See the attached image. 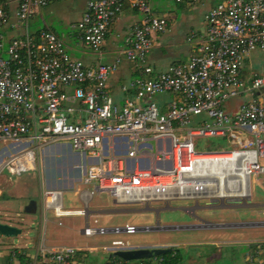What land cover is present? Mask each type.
<instances>
[{"label":"built area","instance_id":"2783aa9c","mask_svg":"<svg viewBox=\"0 0 264 264\" xmlns=\"http://www.w3.org/2000/svg\"><path fill=\"white\" fill-rule=\"evenodd\" d=\"M54 1L0 0V175L35 172L47 146L67 144L89 160L83 184H94L96 193L118 204L224 199L252 206V180L264 177V66L257 71L251 60L253 53H264V0H172L209 1L211 7L204 33L190 31L186 39L188 58L157 74L147 60L154 36L166 32L169 20L155 16L149 0H88L74 28L92 55L102 56L126 5L141 17L114 60L95 66L72 58L53 32H28L29 20ZM123 63L138 76L121 86L122 101L116 103L108 82ZM164 94L173 98L160 108L154 99ZM209 138L224 139L229 149L197 152V140ZM41 200L44 212L57 219L86 217L85 210H65L56 192L43 190ZM151 230L86 222L81 233L91 238ZM122 249L126 245L113 241L103 251ZM78 253L40 247L39 259L30 264H78Z\"/></svg>","mask_w":264,"mask_h":264},{"label":"crops","instance_id":"0c3cea01","mask_svg":"<svg viewBox=\"0 0 264 264\" xmlns=\"http://www.w3.org/2000/svg\"><path fill=\"white\" fill-rule=\"evenodd\" d=\"M12 1V0H11ZM67 0H55L52 4H50L46 8L39 9L35 15L29 20L28 23V32L31 34H36L42 29L49 30L53 32L56 36H58L63 42V36H59L55 32V30L50 25L52 20L48 22L44 20V22L35 21V17L39 18L45 10H48L50 7L60 8L61 11L67 6ZM78 2V1H77ZM88 0H84L82 2V6L80 8L79 14L80 19L86 10V4ZM151 12L157 17H163L169 20L168 29L165 33L156 35L153 38L154 46L151 50L150 56L147 60L148 66L153 69L154 74L165 72L169 66L184 62L190 52L191 48L186 42V39L190 33V31H196L198 34L202 35L205 29L204 26V17L211 7V2L202 1L196 4H184L176 6L172 0H149ZM13 4L11 5V10L13 11ZM178 9H182V13H178ZM53 10L50 13H53ZM201 14L198 18L195 16L193 12L199 11ZM64 12V11H63ZM175 12V13H174ZM67 19L68 15H67ZM141 20V17L134 11H132L127 5L124 7L122 14L112 23L110 33L106 37L105 46L102 51V56L92 55L85 52L84 48L79 44L80 38L79 34L76 30L73 29V26L78 22L68 23L70 30H66L65 38L67 42L71 43L67 45L68 54L79 61H81L86 66H95L98 64H107L114 60L118 51L120 50L117 42V37L126 35L128 29L132 24ZM73 24V25H72ZM72 28V29H71ZM22 33V31H18L15 34ZM71 46V47H70ZM80 49V50H79ZM73 50L76 54L80 55L79 58L75 57L69 51ZM85 56V57H84ZM138 76V72L134 70L133 66L128 63H123V65L119 68V70L110 77L108 82V90L113 100L116 103H121L122 101V93L120 88L122 85L128 83L132 79ZM170 96V95H169ZM172 96L168 97L166 100L160 101V108H165V103L171 101ZM236 101L233 102L235 104ZM40 159L42 164H44L42 176L39 180V187L41 186L42 190L56 192L59 195V198L62 203V207L65 210L69 211H84L86 213L85 216H70L81 218L84 222H88L92 227H98V224L101 222V215L106 216L109 213H119V212H127L132 210H124L122 207L126 205H121L116 203L113 198V210H103L102 202L98 200H94V196L102 193L95 192V185H85L82 182L84 177L85 167L89 163L88 158L82 156L74 152L69 145L67 144H56L47 146L42 154L40 155ZM51 166V168H50ZM21 177V176H20ZM18 177V178H20ZM17 178V177H16ZM18 187L12 190L13 193L12 198L14 200H24L26 207L23 212L27 209V206L31 201L36 203V212L39 209L41 194L39 195V200L37 203L35 194H28V186L29 182H21L19 181ZM35 184V183H34ZM14 188V186H12ZM18 188L20 191L18 192ZM251 190V188H250ZM264 190V187H263ZM64 193H69L73 198L69 200L71 202L70 205L65 207L63 201ZM251 193V199L252 192ZM104 194V193H103ZM0 193V198H1ZM109 196V195H108ZM5 196L2 197L4 199ZM250 199V201H251ZM73 201V202H72ZM217 201V202H216ZM76 202L77 204H75ZM75 204V207L73 206ZM187 203L186 205L182 204H174L176 206L170 207L163 205L159 207H150V205L140 206L134 212H154L156 223L152 227L153 230H189L193 229L194 236L198 240L193 242H181V243H172L169 239L165 240V242H157V244L147 245L150 248H169L170 250H179L180 257L177 260L178 264L186 259H189L187 256V249L191 246H209L212 247L216 252H213L210 259L221 262V264H264V239L263 240H238L236 237L238 234L249 235L252 237L264 236V201H258L255 204L251 201L253 206L257 207H231L226 200L217 199L213 204H208V202L200 201L199 204L194 205L193 202H180ZM191 203V206H187ZM204 203V204H201ZM128 206V205H127ZM247 206V205H245ZM188 207L194 208L196 213L190 214L187 209ZM252 209L251 211H249ZM178 211L182 214H187L193 218V220L197 223L192 226H162L160 223V214ZM51 213L53 218L58 222L62 219H57L54 216L53 211H48ZM45 213V212H44ZM41 214V212H40ZM43 214V213H42ZM30 215V214H29ZM106 218V217H105ZM105 220V219H104ZM169 222V221H168ZM173 222V221H172ZM63 223V221H62ZM171 223V222H170ZM166 223V224H170ZM85 225V224H84ZM83 225V226H84ZM128 226H131L127 223ZM6 226H10L20 230L12 224H6ZM58 226V225H57ZM55 226L54 223H50L46 226L44 230V236L41 240L39 238H35L32 242V247L29 243L18 242L17 240L5 238L0 240V264H30L36 259H39V250L40 247H45L49 249H56L60 247H71V246H63L57 245L56 236L57 232L60 230ZM60 227V226H58ZM103 227V226H99ZM72 228V227H71ZM159 228V229H157ZM56 231V232H55ZM230 232V233H229ZM82 234V233H81ZM235 236V237H233ZM15 237V236H14ZM17 237V236H16ZM201 237L202 241L199 240ZM233 237V238H232ZM239 244V246L243 248L248 247V251L246 253L241 254L238 257L235 254L228 253L226 249H232V246ZM30 246V247H29ZM111 246V245H110ZM110 246H102V247H73L77 249H81L82 253L78 256V259L75 260L78 264H106L107 262L113 260L114 253L109 251L103 252L104 247ZM127 249L134 246H126ZM137 247V246H136ZM143 247V246H140ZM98 252L99 254H92L93 256H89V253ZM101 252V253H100ZM174 255V254H173ZM93 258V260H92ZM251 260L253 262H251ZM160 260H154L152 264H158ZM125 262V261H124ZM137 262H126L122 264H136Z\"/></svg>","mask_w":264,"mask_h":264},{"label":"rangeland","instance_id":"374dc122","mask_svg":"<svg viewBox=\"0 0 264 264\" xmlns=\"http://www.w3.org/2000/svg\"><path fill=\"white\" fill-rule=\"evenodd\" d=\"M83 1L84 0H67L66 1L67 6L64 8L66 9V10H63L64 12L61 11L60 8L58 7L57 8L55 7L54 10H53L54 7H50L48 10H45L39 18L35 17L34 19L36 22H39V21L44 22V20L48 22L49 20H52V23L50 25L55 30V32L59 34V36H62V35L65 36L66 30L68 31L70 30L68 23L77 22L78 19L80 18L79 11H80ZM176 6H179V5H176ZM51 10H53V13H50ZM178 11H179L178 13L183 12L182 9H178ZM193 13L195 14L197 18L201 14L200 10L195 11ZM67 15H68L69 20L67 19ZM74 26H73V29L77 31V29H75ZM64 36H63L64 38L63 40L66 41V43L64 42V44L67 45L68 42ZM117 42L118 44H120L119 48L121 49L124 45V38L122 36L117 37ZM70 44L71 43L69 42L68 45ZM79 44H81V42ZM189 47L191 48V46ZM66 48H68V46H66ZM69 52L77 58L80 57V55L76 54L73 50H70ZM251 60L254 63L255 70L260 71L264 66V53L262 52L253 53ZM168 97L170 96L167 94L160 95V96L155 97L154 101L157 103L158 107H160V104H161L160 101L166 100ZM208 140L209 139H201V141L203 142H207ZM43 167H44V164H42L41 159H40L39 166L35 172L23 174L20 178L18 177L16 178L15 176L8 175L6 172L0 175V193L2 194L0 198V225L12 224L16 226L17 228L22 229V232L19 235H17V237L16 236L13 237V240L22 242V244L25 242L29 243L30 246L32 245V242L35 238L38 237L39 240L43 238L44 230L48 224L54 223L55 226H57V221L55 218H53L51 213L49 212L44 213L43 202L41 198H40V205H39L41 214L39 210L35 214H30V215L25 214L23 212L24 208L26 207L25 201L22 199L19 201L14 200V198H12L13 193L11 192L12 190L18 187V184H20L18 183L19 181L21 182L27 181L30 183L27 188L28 194H31V195L35 194L36 200L38 203L39 195L43 191L41 186L39 187V180L42 176ZM263 180H264L263 176H261L258 181L252 180L251 192H252L253 198L251 199V201L254 204L258 201L259 202L264 201ZM12 186H14V188H12ZM17 190L19 192L20 188H18ZM3 196H5L4 199H2ZM71 199L74 200V198L69 193H64L63 201H64L65 207L71 204V202H69V200ZM94 200L95 201L98 200L102 202L103 205L100 208H102L103 210H113L114 208L113 200L111 199L110 196H108V194H103V193L98 194L94 196ZM180 202H186V201H173L170 203L169 206L174 207L176 206L174 204H177V203L182 204ZM247 202L248 201L245 200L243 202L244 203L243 205H239V206L230 205V206L237 207V208L238 207L240 208L257 207L253 205L245 206L246 205L245 203ZM74 203L77 204L76 202ZM74 203L72 207H75ZM186 204L187 203H183L182 205H186ZM201 204H204V203H201ZM159 206H162V203L150 204V207L152 208L159 207ZM187 206H191V203H189ZM122 208L124 210H132V211L119 212V213H114V214L109 213L106 216H103L104 214H102L100 216L101 222L98 224V227L99 226H103L105 228L124 227L128 223L131 226H135L138 228H144V227H153L156 223L154 212L137 213L133 211V210H136L137 208H140L139 205H128V206L126 205V206H123ZM189 208L190 207H188L187 211L190 214L196 213L194 208H191V209ZM251 210L252 209H250L249 211ZM61 221H63V225L60 227L57 226V228L60 230L57 232L58 234L56 236L57 238H56L55 244L63 245V246L84 247V248L102 247V246H110L113 241H120L123 243V245H126V246L129 245V246H134V247L136 246L137 247H140V246L148 247L147 245L157 244L158 241L162 243V242H165V240L167 239H169L170 242L172 243H181V242L190 243V242L198 240L196 238L197 236H194L195 230L193 229H189V230L183 229L180 231L179 230L139 231L133 235L108 234V235H103V236L98 235V236H94L91 238H86L85 236L81 234V229L83 228V225L85 224L83 219L76 218V217H66V218H63ZM160 223L162 226H166V225L168 226L170 225L171 226H186V225L192 226V225L197 224L193 220V218H191L190 216H187V214H182L178 211H171V212H167L166 214L165 213L160 214ZM166 223H170V224H166ZM236 237L240 241L242 240L248 241V240H254V239L263 240L264 239V236L252 237V236L244 235V234H240V235L238 234ZM5 238L11 239V237H6L0 234V240H3ZM199 240L202 241L201 237H199ZM187 250H188L187 256H189V259H186V254H185V260L184 262L182 261L180 264H221V262L216 261V258L214 260L210 259L213 252H216L212 247L197 245V246H191ZM226 251L229 254L232 253L240 257L241 254L246 253L248 251V247L243 248L242 246L240 247L239 244H236L232 246L231 250L226 249ZM92 254H99V253L90 252L89 256H93Z\"/></svg>","mask_w":264,"mask_h":264},{"label":"water","instance_id":"95a60500","mask_svg":"<svg viewBox=\"0 0 264 264\" xmlns=\"http://www.w3.org/2000/svg\"><path fill=\"white\" fill-rule=\"evenodd\" d=\"M35 210L36 203L31 201L25 212L27 214H35ZM0 234L6 237H14L20 234V230L10 226L0 225ZM170 251L169 248L131 247L114 252V256L125 262H138L168 254Z\"/></svg>","mask_w":264,"mask_h":264},{"label":"trees","instance_id":"16d2710c","mask_svg":"<svg viewBox=\"0 0 264 264\" xmlns=\"http://www.w3.org/2000/svg\"><path fill=\"white\" fill-rule=\"evenodd\" d=\"M204 144H205V146H204ZM226 146H227V143L222 138H209V140L207 142H203V141H201V139L197 140L196 145H195V149L199 153H212L215 151L216 152L222 151L223 147H224L223 150H228L229 148L226 149L225 148ZM79 255H80V253H78L74 257V260H77ZM179 257H180V251L179 250H171L170 253H168V254L158 256V257H154V258L149 259V260H142V261L147 263V264H152V262L154 260H160L158 264H178L177 260L179 259ZM113 260L119 261L121 263H126L123 260H121L115 256H113Z\"/></svg>","mask_w":264,"mask_h":264},{"label":"bare ground","instance_id":"6f19581e","mask_svg":"<svg viewBox=\"0 0 264 264\" xmlns=\"http://www.w3.org/2000/svg\"><path fill=\"white\" fill-rule=\"evenodd\" d=\"M223 200V199H222Z\"/></svg>","mask_w":264,"mask_h":264}]
</instances>
